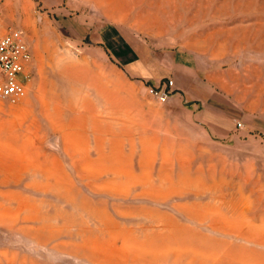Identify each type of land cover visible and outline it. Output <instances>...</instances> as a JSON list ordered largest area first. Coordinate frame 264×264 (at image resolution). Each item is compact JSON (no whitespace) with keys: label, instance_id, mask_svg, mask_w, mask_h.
Here are the masks:
<instances>
[{"label":"rangeland","instance_id":"374dc122","mask_svg":"<svg viewBox=\"0 0 264 264\" xmlns=\"http://www.w3.org/2000/svg\"><path fill=\"white\" fill-rule=\"evenodd\" d=\"M30 50L0 99V264H264V0H0ZM118 28L131 76L93 40ZM170 80V84H169Z\"/></svg>","mask_w":264,"mask_h":264},{"label":"crops","instance_id":"0c3cea01","mask_svg":"<svg viewBox=\"0 0 264 264\" xmlns=\"http://www.w3.org/2000/svg\"><path fill=\"white\" fill-rule=\"evenodd\" d=\"M93 40L104 46L110 56L128 74L141 79L152 80L157 84L160 83L161 78L169 74L174 76V72L179 73L189 67L186 58L180 55L178 51L168 55L171 69L160 66V61H150L139 51V47L129 41L115 26L104 25L93 35Z\"/></svg>","mask_w":264,"mask_h":264},{"label":"built area","instance_id":"2783aa9c","mask_svg":"<svg viewBox=\"0 0 264 264\" xmlns=\"http://www.w3.org/2000/svg\"><path fill=\"white\" fill-rule=\"evenodd\" d=\"M30 57L28 44L20 29L1 27L0 16V99L8 104H17L26 95Z\"/></svg>","mask_w":264,"mask_h":264}]
</instances>
